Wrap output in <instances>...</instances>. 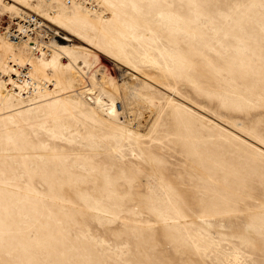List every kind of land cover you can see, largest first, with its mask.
Returning a JSON list of instances; mask_svg holds the SVG:
<instances>
[{"label": "rangeland", "instance_id": "rangeland-1", "mask_svg": "<svg viewBox=\"0 0 264 264\" xmlns=\"http://www.w3.org/2000/svg\"><path fill=\"white\" fill-rule=\"evenodd\" d=\"M2 42L51 81L0 49V264H264V0H0Z\"/></svg>", "mask_w": 264, "mask_h": 264}, {"label": "bare ground", "instance_id": "bare-ground-1", "mask_svg": "<svg viewBox=\"0 0 264 264\" xmlns=\"http://www.w3.org/2000/svg\"><path fill=\"white\" fill-rule=\"evenodd\" d=\"M20 17H21V21L17 23L18 27H16L14 31L10 30V32H9V39H10V42L13 44L14 47L20 49L23 52L25 50V48H27V47H24V44L22 43V40L25 43V45L27 46L28 45L27 41L28 40L31 41L32 39L37 38L40 35L39 33L44 31V29H42V27L45 28V26L43 25V22L40 21L41 19L38 16L34 15V16L28 17V15H24V16H20ZM32 17H34V20H35V22L33 24L30 23L31 22L30 19ZM32 25H33V28H30V26H32ZM12 29H14V28H12ZM15 32H17V33L15 34ZM56 35H57L56 37H58V41L57 40L56 41L53 40L52 41L53 43L49 44V46L51 48H55L56 47V49L53 52H54V54H56L58 52L57 55H60L61 54L60 50H64V49L69 47V44L64 45L61 42L69 43L70 41L64 36H59L58 33H56ZM17 37L19 39H18V41L15 42L13 40V38L15 39ZM20 38H21V40H20ZM54 43H58V44L56 46L55 45L53 46ZM33 48H35V46H33ZM0 49L5 51V52H8V54L6 56V60L4 62L6 64L5 71L8 74L9 73H13V75L15 76L14 78H16V79H14L13 76H10V79L12 80V83H13L14 87H17V84L19 85V87H18L19 89H20V87H28L30 78L34 77V79H35V76H39L40 78H42L47 83L51 81L49 76H48V74L46 73V69L48 67V64H45L43 62H39L40 65L37 64L36 62L34 63L32 61V59L36 60L37 59L36 57H31V58H24V57H20V56L15 57V54L12 52V49H10V51H9L6 43H4V42L1 43ZM230 51H231V49H230ZM147 57H151V54H149ZM231 62H233V61H231ZM237 63H238V61H237ZM35 87H37V86H35ZM116 88L117 89H121V88H126V87L124 86V84H122V85H119ZM117 92L118 91H116V93ZM97 104H100V102H98ZM109 106H110V104H109ZM109 110L111 112L108 111L107 115H110L111 117H113V118H115L117 120L122 115L120 112H117L118 109L116 110L113 104L111 105ZM135 155L136 154H134L133 157H135Z\"/></svg>", "mask_w": 264, "mask_h": 264}, {"label": "built area", "instance_id": "built-area-1", "mask_svg": "<svg viewBox=\"0 0 264 264\" xmlns=\"http://www.w3.org/2000/svg\"><path fill=\"white\" fill-rule=\"evenodd\" d=\"M30 20H31V22H30V23H32V24L35 22L34 18H31ZM15 28H16V27H14V29H11V31H14V30H15ZM30 28H33V25H32V26H30ZM13 33H14V32H13ZM16 33H17V32H15V34H16ZM14 37H15V36H14ZM18 39H19L18 37H17V38H15V39L13 38V40H14L15 42H16V41H18Z\"/></svg>", "mask_w": 264, "mask_h": 264}]
</instances>
